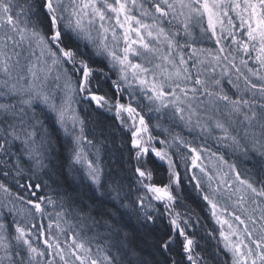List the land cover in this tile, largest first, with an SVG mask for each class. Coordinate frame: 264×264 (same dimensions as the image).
<instances>
[{
	"label": "snow or ice",
	"instance_id": "obj_1",
	"mask_svg": "<svg viewBox=\"0 0 264 264\" xmlns=\"http://www.w3.org/2000/svg\"><path fill=\"white\" fill-rule=\"evenodd\" d=\"M213 260L264 264V0H0V264Z\"/></svg>",
	"mask_w": 264,
	"mask_h": 264
},
{
	"label": "trees",
	"instance_id": "obj_2",
	"mask_svg": "<svg viewBox=\"0 0 264 264\" xmlns=\"http://www.w3.org/2000/svg\"><path fill=\"white\" fill-rule=\"evenodd\" d=\"M121 151H123V149L119 148V141H117L116 145H110L108 155L105 158V163L109 166L116 164ZM64 155H66V153L62 155L61 162H63ZM184 198L186 205L190 209L194 210L193 219H195L196 216H199L200 218V224L196 225V239L199 241L202 249L206 253H211L215 248L216 240L210 237L208 232H212L217 226L215 225L214 221L209 218L208 212L202 209V202L195 195V193L192 192L190 186L185 192ZM181 210L186 211L187 209ZM212 264H216V261L213 260Z\"/></svg>",
	"mask_w": 264,
	"mask_h": 264
},
{
	"label": "rangeland",
	"instance_id": "obj_3",
	"mask_svg": "<svg viewBox=\"0 0 264 264\" xmlns=\"http://www.w3.org/2000/svg\"><path fill=\"white\" fill-rule=\"evenodd\" d=\"M209 144L211 145V141H209Z\"/></svg>",
	"mask_w": 264,
	"mask_h": 264
}]
</instances>
